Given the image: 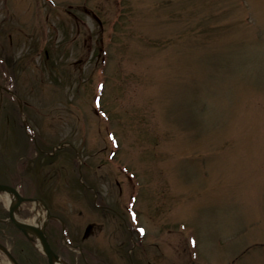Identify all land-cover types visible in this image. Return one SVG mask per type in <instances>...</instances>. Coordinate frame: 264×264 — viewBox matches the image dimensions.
<instances>
[{
	"label": "rangeland",
	"instance_id": "rangeland-1",
	"mask_svg": "<svg viewBox=\"0 0 264 264\" xmlns=\"http://www.w3.org/2000/svg\"><path fill=\"white\" fill-rule=\"evenodd\" d=\"M2 85L0 181L96 224L99 257L264 264V0H0Z\"/></svg>",
	"mask_w": 264,
	"mask_h": 264
},
{
	"label": "flooded vegetation",
	"instance_id": "flooded-vegetation-1",
	"mask_svg": "<svg viewBox=\"0 0 264 264\" xmlns=\"http://www.w3.org/2000/svg\"><path fill=\"white\" fill-rule=\"evenodd\" d=\"M5 92L0 90V95L3 96ZM31 155H26L27 157H21V161H24L25 164L24 170H30L32 174L38 173L37 167L40 165L42 168L45 164H49L50 156L56 152V149L49 151L48 145H40V141H32ZM62 147V143L58 147ZM52 148V146H51ZM40 158V160H38ZM35 164H39L38 166ZM47 168V167H46ZM45 168V169H46ZM9 169V168H7ZM41 169V168H40ZM17 165L14 166L13 173L17 178L20 177L23 179L22 172L18 171ZM37 170V171H36ZM56 174V173H55ZM55 174H53L55 176ZM48 175V177H47ZM47 177V178H46ZM50 177L48 171L45 172L44 179L48 184L47 180ZM46 178V179H45ZM5 180V179H3ZM62 180V179H60ZM18 180L11 179L6 182L0 181L1 184L10 185L14 188L17 187ZM50 187H47V190ZM20 190V189H18ZM21 192V191H19ZM62 192V190H61ZM25 195V194H24ZM1 196L5 195L0 194V264H48L47 258L41 253L38 247L35 244V237L30 235L29 239L26 237L14 224L12 218L10 217V207L12 204V197L9 198L7 205L1 199ZM28 197V196H27ZM32 198H35L32 196ZM62 198V193H61ZM96 198V197H95ZM97 199V198H96ZM15 201V199L13 200ZM46 200H44L45 202ZM47 207L48 215L45 214L43 219V235L48 242L50 248L58 255L60 260L64 261L66 264H120L121 261H124L126 264H158L157 261H153V254L150 251L139 250L135 257L130 259V256L127 255V258H124L121 254L114 253L113 259L110 257H99L96 248L95 234L97 233L96 224H90L85 227L84 231H81V234H75L72 230L71 220L65 218V215L62 214V200L58 202L59 210L57 213H53L51 209V203L45 202ZM105 208V205L101 206ZM129 205L125 206V211H129ZM102 210V209H101ZM33 214V210L30 207H24V205L16 208L12 214L13 218L17 220H22L24 222H29L28 219ZM114 214H117L114 212ZM122 226L120 227L124 230L125 234L128 237H134V234H137L141 242V236L135 228L130 226L129 220L125 219L123 216L121 220ZM34 225V224H32ZM142 227V225H141ZM57 228V229H56ZM63 228L67 229V235L64 238ZM77 229V228H76ZM95 232V233H94ZM144 232V231H143ZM146 232H144L145 235ZM143 235V237H144ZM127 237V241H128ZM71 238L74 239V242L71 244V241L66 242L65 239ZM92 239L91 246H84V243L88 239ZM123 249L129 250V244L122 245ZM138 257V258H137ZM138 260L139 262L137 263ZM158 260V259H157Z\"/></svg>",
	"mask_w": 264,
	"mask_h": 264
},
{
	"label": "water",
	"instance_id": "water-1",
	"mask_svg": "<svg viewBox=\"0 0 264 264\" xmlns=\"http://www.w3.org/2000/svg\"><path fill=\"white\" fill-rule=\"evenodd\" d=\"M0 194H8L12 197V204L10 207V214H11L10 217L12 218L17 228L29 239H31L29 234H32L36 237L43 254L46 256L48 260V264H59L60 263L59 257L51 250L49 244L47 243L43 235V225L41 228H39L37 226L24 223L23 221L17 220L12 217V214L16 208H18L23 203L30 202L32 200L23 198L15 188L3 184H0ZM14 199L15 201H13Z\"/></svg>",
	"mask_w": 264,
	"mask_h": 264
},
{
	"label": "bare ground",
	"instance_id": "bare-ground-1",
	"mask_svg": "<svg viewBox=\"0 0 264 264\" xmlns=\"http://www.w3.org/2000/svg\"><path fill=\"white\" fill-rule=\"evenodd\" d=\"M1 199L4 201V203L6 205L9 202V198L7 196H5V197L1 196ZM27 204L33 210V214L30 217V219H28L29 222L26 221L25 223L34 224L37 227H40L42 222H43V219H44V216H45V212L43 210L41 211L38 203H36V202H30V203H26L24 205H27ZM30 235L33 237L32 234H30ZM59 264H62V263L60 262Z\"/></svg>",
	"mask_w": 264,
	"mask_h": 264
}]
</instances>
